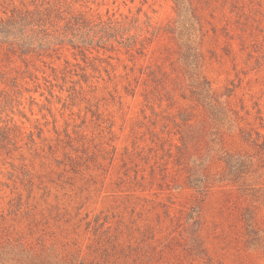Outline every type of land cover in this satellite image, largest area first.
<instances>
[{
  "label": "rangeland",
  "instance_id": "obj_1",
  "mask_svg": "<svg viewBox=\"0 0 264 264\" xmlns=\"http://www.w3.org/2000/svg\"><path fill=\"white\" fill-rule=\"evenodd\" d=\"M15 9L58 39L0 48V264H264V0Z\"/></svg>",
  "mask_w": 264,
  "mask_h": 264
},
{
  "label": "trees",
  "instance_id": "obj_2",
  "mask_svg": "<svg viewBox=\"0 0 264 264\" xmlns=\"http://www.w3.org/2000/svg\"><path fill=\"white\" fill-rule=\"evenodd\" d=\"M175 1L178 6H181V3H183V0ZM51 15L52 10L48 9L47 12L41 10H13L9 18L0 20V48L7 44L10 50L17 51L20 55H26L38 49L42 50L50 44H56L54 40H57L58 37L50 38L52 33H50L48 27ZM81 19H77L73 25L70 24L66 28L69 29L68 27H70L75 30L77 25L84 23L80 21ZM62 42L63 39H61L59 44ZM190 57L191 55L189 54L185 57L188 63V66H184L185 73L188 74V78L191 81L190 86L194 89V93L198 95L200 100L205 101L210 95L209 83L199 72L198 54H194L192 59ZM194 61H196L195 66H189V63Z\"/></svg>",
  "mask_w": 264,
  "mask_h": 264
}]
</instances>
